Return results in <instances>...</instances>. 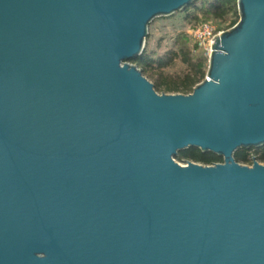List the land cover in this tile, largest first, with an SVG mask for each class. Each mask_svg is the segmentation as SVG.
I'll list each match as a JSON object with an SVG mask.
<instances>
[{
  "label": "water",
  "instance_id": "95a60500",
  "mask_svg": "<svg viewBox=\"0 0 264 264\" xmlns=\"http://www.w3.org/2000/svg\"><path fill=\"white\" fill-rule=\"evenodd\" d=\"M193 2L0 0V264H264V0L191 93L132 63Z\"/></svg>",
  "mask_w": 264,
  "mask_h": 264
},
{
  "label": "trees",
  "instance_id": "16d2710c",
  "mask_svg": "<svg viewBox=\"0 0 264 264\" xmlns=\"http://www.w3.org/2000/svg\"><path fill=\"white\" fill-rule=\"evenodd\" d=\"M212 17L221 22H228L223 30L233 27L239 20L237 0H195L190 6L171 16L157 19L171 20V25L195 27L202 21L199 17ZM178 17V18H177ZM155 19V20H157ZM154 20V21H155ZM153 21V22H154ZM150 24V26L153 24ZM149 26V28H150ZM183 28V27H182ZM218 31H222L219 29ZM148 34L145 42L143 54L133 60L132 63L142 70L153 84L157 92L161 93H191L195 85L200 83L206 74L202 58H192L191 51L187 47L190 36L184 30H175L173 35L162 36L157 42V47L148 46ZM176 60H179L185 66L182 74L169 75L165 70L169 68ZM251 156H255L259 162H264V146L252 148L250 150L241 149L234 154V158L239 163L251 164ZM179 162L192 161L204 165H211L216 162H222V158L213 153H203L198 148H189L177 154Z\"/></svg>",
  "mask_w": 264,
  "mask_h": 264
},
{
  "label": "rangeland",
  "instance_id": "374dc122",
  "mask_svg": "<svg viewBox=\"0 0 264 264\" xmlns=\"http://www.w3.org/2000/svg\"><path fill=\"white\" fill-rule=\"evenodd\" d=\"M199 20H201L202 22H209L211 25H213L217 29V31L219 29L223 31V29H225L228 24V22H221L220 20H217V19H214L208 16L207 17L201 16L199 17ZM170 22L171 20H168V19H157L153 22V24L149 28L150 38L148 39V46L150 48L157 47V42L160 38H162V36L169 37L173 35L175 30H184L185 32L189 34L190 30L192 29V27L188 25L180 26L179 23H176V26H174V25H171ZM187 47L191 51L192 58L194 59L202 58L203 59L204 67H205V70L207 71L208 60H209L208 52L204 49H199L197 47H194L191 36H190L189 43H187ZM157 48L159 50L161 47H157ZM184 71H185L184 64H182L179 60H176L169 68L165 70V73L169 75H176V74H182L184 73ZM179 163L185 164V162H179ZM261 163H264V162H261ZM242 164H245V163H242Z\"/></svg>",
  "mask_w": 264,
  "mask_h": 264
},
{
  "label": "built area",
  "instance_id": "2783aa9c",
  "mask_svg": "<svg viewBox=\"0 0 264 264\" xmlns=\"http://www.w3.org/2000/svg\"><path fill=\"white\" fill-rule=\"evenodd\" d=\"M220 32L221 31H217V29L209 22H201L197 26L192 27L189 34L191 36L194 47L204 49L209 54L211 51V44L213 43L214 36ZM255 159V156H251L252 162Z\"/></svg>",
  "mask_w": 264,
  "mask_h": 264
}]
</instances>
